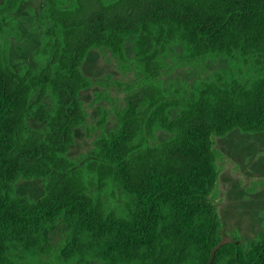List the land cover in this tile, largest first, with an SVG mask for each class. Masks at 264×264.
<instances>
[{"label": "trees", "instance_id": "trees-1", "mask_svg": "<svg viewBox=\"0 0 264 264\" xmlns=\"http://www.w3.org/2000/svg\"><path fill=\"white\" fill-rule=\"evenodd\" d=\"M20 1H0V32ZM43 10L36 70H11L0 41V264H206L221 238L212 136L264 132V0H46ZM128 37L138 90L95 139V159L74 168L66 152L85 120L78 93L90 83L80 65L92 47L123 58ZM168 45L179 61L222 57L228 67L167 86ZM33 93L54 105L31 101ZM31 115L46 130L28 127ZM155 130L166 137L152 143ZM33 177L43 180L35 199L16 191ZM108 183L125 196L120 206L104 198ZM211 264H264V229L247 245L232 237Z\"/></svg>", "mask_w": 264, "mask_h": 264}, {"label": "rangeland", "instance_id": "rangeland-1", "mask_svg": "<svg viewBox=\"0 0 264 264\" xmlns=\"http://www.w3.org/2000/svg\"><path fill=\"white\" fill-rule=\"evenodd\" d=\"M42 0H27L15 13L12 20L22 32L20 35L5 33L4 40L8 50V65L14 69L39 67L44 58L35 53L39 29L32 19L38 13ZM4 20L1 27L7 23ZM126 54L131 56V42H126ZM170 64L166 66L160 78L165 85L173 84L185 88L197 79L212 78L216 71L228 67L222 57H211L201 61L184 62L176 59L175 51L166 53ZM135 69V68H134ZM132 65L121 62L107 48L90 50L82 64L83 75L90 79V85L82 89L78 97L85 112V120L76 125L72 131V142L68 145L66 155L74 161V168H85L95 159V141L98 129L101 133L113 129L116 111L126 103L124 98L129 94L126 86L137 79ZM136 90V89H133ZM185 90H182L184 93ZM54 105L50 95H30V100ZM106 113V120L100 122L101 113ZM116 110V111H115ZM96 122H100L96 125ZM26 124L32 129L46 130V121L33 115L26 118ZM166 133L155 130L151 142L163 140ZM213 148L217 152L218 174L211 194V201L220 221V236H231L248 244L264 229V132H246L232 129L224 135H213ZM86 182L95 190L97 182L94 176ZM16 191L30 198H38L43 193V180L38 177L21 178L16 182ZM104 198L115 206L123 203L125 196L116 187L108 183L103 189ZM64 238V227L56 225L50 231V243L56 248ZM55 252V249L52 253ZM53 255V254H52ZM86 264H100L89 260Z\"/></svg>", "mask_w": 264, "mask_h": 264}, {"label": "flooded vegetation", "instance_id": "flooded-vegetation-1", "mask_svg": "<svg viewBox=\"0 0 264 264\" xmlns=\"http://www.w3.org/2000/svg\"><path fill=\"white\" fill-rule=\"evenodd\" d=\"M0 1H3V0H0ZM27 0H21L19 3H18V5L16 6V8H14V9H10V10H7V12L6 13H8V16H6V17H4L3 18V21H2V23L4 22V20H7L8 22L4 25V27H1L2 28V30H1V32H0V41L2 42V43H4V45L6 44V41L4 40V35H6L5 33H10V34H12V35H20V38H21V36H22V32L18 29V26L16 25V23H14V20H12V13H15V11H16V9L18 8V7H20L24 2H26ZM45 4H46V0H42V4H41V6L39 7V9L37 10V11H30V13H38V14H36L35 15V17L32 19V21H34V23H35V26L39 29V34H38V36H37V46L33 49V51H34V55H35V53H36V51H37V49L40 47V45H41V37H42V34H43V27H42V24L40 23V20H39V17L41 16V14L42 13H45V11L43 10L44 9V7H45ZM2 23H1V26H2ZM130 40V42H131V56H128L127 54H126V49H125V45H126V42L127 41H129ZM101 47H104V48H107L108 50H110L121 62H124V63H126V64H128V65H132V67H133V69L136 71L135 73H137V68H136V65H135V62H134V60H135V52H134V45H133V42H132V37H128V38H126L125 40H124V42H123V58H120L119 56H117L110 48H108L107 46H99V47H92V48H90L89 50H88V52L90 51V50H92V49H95V48H101ZM175 48V46L174 45H168V49L164 52V54H163V57L166 59V62H167V66L170 64V60H169V58L168 57H166V53L167 52H169V49H171V51L172 52H174L175 51V55H176V50L174 49ZM87 52V53H88ZM86 53V54H87ZM86 56V55H85ZM85 58V57H84ZM84 60V59H83ZM83 62V61H82ZM7 63H8V50H7ZM82 64V63H81ZM8 65V64H7ZM9 66V65H8ZM38 67H36V68H31V69H34V70H36ZM165 68H167L166 66L164 67V68H162L161 70H160V72H162ZM10 69L11 70H13V71H18V70H21V69H28V68H19V69H14L13 67H11L10 66ZM80 70H81V65H80ZM81 72H82V70H81ZM83 74V73H82ZM161 74V73H160ZM85 76V75H84ZM86 77V76H85ZM88 80H89V82H90V79L88 78V77H86ZM89 85H90V83H89ZM88 85V86H89ZM87 86V87H88ZM86 88V87H85ZM126 88L128 89V95H130V94H133L135 91H137L138 90V74H137V79L135 80V81H133L132 83H130V84H128L127 86H126ZM133 89H136V90H133ZM81 91V90H80ZM79 91V92H80ZM79 94V93H78ZM127 95V96H128ZM127 96L124 98V100L126 101V98H127ZM79 98V97H78ZM80 100V99H79ZM125 105H126V103L124 104V106L122 107V108H120V110H122L124 107H125ZM120 110H118V111H116L115 113H116V115H115V119H114V127H113V129L116 127V125H117V114H118V112L120 111ZM102 111H104V112H102L101 113V116H100V122H102V121H104V120H106V113H105V110H102ZM100 122H96V125L98 126L99 125V123ZM112 130V129H111ZM111 130H108V131H105V133H109ZM101 129H98V133H97V135L95 134V136H94V139H96L98 136H100L101 135ZM93 143V145H94V141L92 142Z\"/></svg>", "mask_w": 264, "mask_h": 264}, {"label": "water", "instance_id": "water-1", "mask_svg": "<svg viewBox=\"0 0 264 264\" xmlns=\"http://www.w3.org/2000/svg\"><path fill=\"white\" fill-rule=\"evenodd\" d=\"M232 240V237L231 236H221L220 240L218 241V243L212 247L211 249V252H210V257H209V260L206 264H211L213 259H214V256H215V252L216 250L221 246L223 245L224 243L226 242H229Z\"/></svg>", "mask_w": 264, "mask_h": 264}]
</instances>
